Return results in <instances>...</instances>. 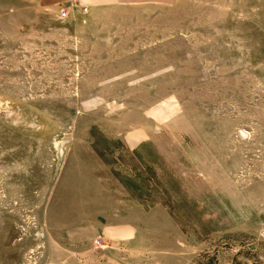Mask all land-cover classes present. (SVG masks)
<instances>
[{
    "label": "rangeland",
    "instance_id": "obj_1",
    "mask_svg": "<svg viewBox=\"0 0 264 264\" xmlns=\"http://www.w3.org/2000/svg\"><path fill=\"white\" fill-rule=\"evenodd\" d=\"M0 264H264V0L0 4Z\"/></svg>",
    "mask_w": 264,
    "mask_h": 264
},
{
    "label": "crops",
    "instance_id": "obj_2",
    "mask_svg": "<svg viewBox=\"0 0 264 264\" xmlns=\"http://www.w3.org/2000/svg\"><path fill=\"white\" fill-rule=\"evenodd\" d=\"M4 1L7 4L8 2L21 1V0H0V4H5Z\"/></svg>",
    "mask_w": 264,
    "mask_h": 264
}]
</instances>
